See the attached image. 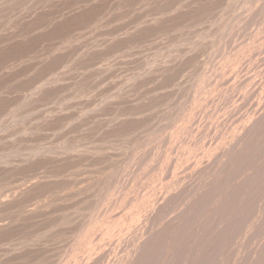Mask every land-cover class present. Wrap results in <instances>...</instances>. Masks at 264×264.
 Instances as JSON below:
<instances>
[{"label":"rangeland","instance_id":"rangeland-1","mask_svg":"<svg viewBox=\"0 0 264 264\" xmlns=\"http://www.w3.org/2000/svg\"><path fill=\"white\" fill-rule=\"evenodd\" d=\"M262 115L264 0H0V264H264Z\"/></svg>","mask_w":264,"mask_h":264},{"label":"bare ground","instance_id":"bare-ground-1","mask_svg":"<svg viewBox=\"0 0 264 264\" xmlns=\"http://www.w3.org/2000/svg\"><path fill=\"white\" fill-rule=\"evenodd\" d=\"M224 28H225V27H224ZM235 47H236V46H235ZM235 65H236V64H235ZM15 109H16V108H15ZM239 112H240V111H239ZM236 115H237V114H236ZM262 116H264V115H262ZM234 117H235V116H234ZM13 119H14V118H13ZM221 119H222V118H221ZM262 121H264V120H262ZM255 122H256V121H255ZM261 124H262V123H261ZM256 125H257V124H255V126H256ZM252 126H253V125H252ZM257 126H258V125H257ZM252 128H253V127H252ZM253 129H254V128H253ZM247 131H248V130H247ZM249 131H250V130H249ZM262 133H264V132H262ZM185 134H186V133H185ZM256 134H258V133H256ZM244 135H245V134H244ZM251 137H252V136H251ZM241 138H242V137H241ZM242 140H243V139H242ZM250 141H251V140H250ZM239 142H240V141H239ZM260 143H261V142H260ZM242 145H243V144H242ZM259 145H261V144H259ZM243 146H244V145H243ZM247 146H248V145H247ZM185 147H186V146H185ZM233 147H235V146H233ZM252 147H253V146H252ZM240 148H241V147H240ZM243 148H244V147H243ZM250 148H251V147H250ZM241 149H242V148H241ZM246 149H247V148H246ZM251 149H253V148H251ZM239 150H240V149H239ZM248 150H249V148H248ZM236 151H237V150H236ZM249 152H250V151H249ZM241 153H242V152H241ZM245 154H246V153H245ZM228 155H229V154H228ZM233 156H234V155H233ZM247 157H248V156H247ZM259 157H260V156H259ZM236 159H237V158H236ZM239 159H240V158H239ZM229 160H230V159H229ZM229 160H228V161H229ZM234 160H235V159H234ZM241 161H242V160H241ZM236 163H237V162H236ZM240 163H241V162H240ZM207 165H208V164H207ZM227 165H228V164H227ZM229 165H230V164H229ZM229 165H228V166H229ZM223 166H225V164H224ZM231 169H232V167H231ZM258 170H259V169H258ZM222 171H223V170H222ZM261 171H262V170H261ZM202 172H203V171H202ZM223 174H224V172H223ZM228 174H229V173H228ZM228 174H227V175H228ZM230 174H231V173H230ZM230 174H229V175H230ZM185 175H186V174H185ZM203 175H204V174H203ZM226 177L228 178V176H226ZM185 179H186V178H185ZM195 180H196V179H195ZM217 180H218V179H217ZM183 182H184V181H183ZM221 183H222V182H221ZM223 183H224V182H223ZM200 184H201V183H200ZM216 184H217V183H216ZM195 185H196V184H195ZM186 186H187V185H186ZM234 186H235V185H234ZM198 187H199V186H198ZM209 187H210V186H209ZM218 187H219V186H218ZM232 187H233V186H232ZM241 187H242V186H241ZM180 188H181V187H180ZM216 188H217V187H216ZM236 188H237V187H236ZM243 188H244V187H243ZM210 189H211V188H210ZM219 189H221V188H219ZM230 189H231V187H230ZM241 189H242V188H241ZM247 189H248V188H247ZM204 191H205V190H204ZM209 191H210V190H209ZM200 193H203V192H200ZM200 193H199V195H200ZM211 193L213 194V192H211ZM214 193H215V192H214ZM178 194H179V193H178ZM218 194H219V193H218ZM201 195H202V194H201ZM204 195H205V193H204ZM204 195H203V196H204ZM214 195H215V194H214ZM221 195H222V194H221ZM248 195H249V194H248ZM208 196H209V195H208ZM226 196H227V195H226ZM229 196H230V195H229ZM235 196H236V195H235ZM198 197H199V196H198ZM201 197H202V196H201ZM206 197H207V196H206ZM215 197H216V196H215ZM219 197H220V196H219ZM202 198H203V197H202ZM207 198H208V197H207ZM220 198H221V197H220ZM222 199H224V198H222ZM199 200H200V199H199ZM202 200H204V199H202ZM210 200H211V199H210ZM230 201H231V200H230ZM224 202H225V201H224ZM167 203H168V202H167ZM169 203H170V202H169ZM192 203H193V202H192ZM204 203H205V202H204ZM194 204H195V203H194ZM219 204H220V203H219ZM164 205H166V204H164ZM164 205H161V207L164 206ZM205 205H206V204H205ZM221 205H222V204H221ZM223 206H224V205H223ZM158 207H159V206H158ZM164 207H165V206H164ZM166 207H167V206H166ZM216 207H217V206H216ZM216 207H215V208H216ZM225 208H226V207H225ZM159 209H160V208H159ZM164 209H165V208H164ZM164 209H163V210H164ZM192 209H193V208H192ZM218 209H219V208H218ZM182 210H183V209H182ZM219 210H220V209H219ZM224 210H225V209H224ZM160 211H161V210H160ZM216 211H217V209H216ZM218 212H219V211H218ZM160 213H161V212H160ZM160 213L158 212V214H160ZM168 213H169V212H168ZM182 213H183V212H182ZM214 213H215V212H214ZM156 214H157V213H156ZM156 214H155V215H156ZM164 214H165V213H164ZM187 214H188V213H187ZM187 214H186V215H187ZM198 214H199V213H198ZM161 215H163V214H161ZM212 215H213V213H212ZM157 216H158V215H157ZM157 216H156V217H157ZM181 216H182V215H181ZM181 216H180V217H181ZM189 216H190V214H189ZM196 216H197V215H196ZM215 216H216V215H215ZM221 216H222V215H221ZM143 217H144V216H143ZM182 217H183V216H182ZM182 217H181V219H183ZM224 217H225V216H224ZM224 217H223V218H224ZM178 218H179V217H178ZM184 218H186V217L184 216ZM193 218H194V217H193ZM132 219H133V218H132ZM163 219H164V218H163ZM183 220H185V219H183ZM191 220H192V218H191ZM222 220H223V219H222ZM222 220H220V221H222ZM193 221H194V219H193ZM218 221H219V220H218ZM175 222H177V221H175ZM181 222H182V221H181ZM186 222H187V221H186ZM228 222H229V221H228ZM187 223H188V222H187ZM109 224H110V223H109ZM178 224H179V223H178ZM178 224H176V225H178ZM209 224H210V223H209ZM166 225H171V224H166ZM219 225H220V224H219ZM224 225H225V224H224ZM172 226H173V225H172ZM174 226H175V225H174ZM222 226H223V225H222ZM170 227H171V226H170ZM187 227H188V226H187ZM168 228H169V227H168ZM175 228H176V226H175ZM178 228H179V225H178ZM181 228H182V227H181ZM215 228H216V227H215ZM223 228H225V227H223ZM145 229H146V228H145ZM172 229H173V227L171 228V230H172ZM188 229H189V227L187 228V231H189ZM191 229H192V228H191ZM160 230H161V229H160ZM160 230H159V231H160ZM165 230H166V227H165ZM167 230H168V229H167ZM174 230H175V229H173V231H174ZM195 230H198V229H195ZM203 230H204V229H203ZM203 230H202V232H203ZM222 230H223V229H222ZM130 231H131V230H130ZM151 231H152V230H151ZM163 231H164V230H163ZM176 231H177V229H176ZM208 231H209V230H208ZM211 231H212V230H211ZM167 232H168V231H167ZM171 232H172V231H171ZM185 232H186V231H185ZM191 232H193V231H191ZM214 232H215V231H214ZM223 232H224V231H223ZM110 233H111V232H110ZM156 233H157V232H156ZM174 233H175V232H174ZM179 233H180V232H179ZM193 233H194V232H193ZM204 233H205V232H204ZM210 233H211V232H210ZM221 233H222V232H221ZM163 234H165V232H164ZM169 234H170V233H169ZM169 234H168V235H169ZM177 234H178V233H177ZM180 234H181V233H180ZM218 234H219V233H218ZM218 234H217V235H218ZM223 234H224V233H223ZM182 235H183V234H182ZM182 235H181V236H182ZM184 235H185V234H184ZM187 235H188V234H187ZM207 235H208V234H207ZM207 235H206V236H207ZM219 235H220V234H219ZM141 236H142V235H141ZM159 236H160V234H159ZM173 236H174V234H173ZM213 236H214V235H213ZM143 237H144V236H143ZM155 237H156V236H155ZM163 237H165V236H163ZM152 238H153V237H152ZM170 238H171V236H170ZM150 239H151V237H150ZM161 239H162V238H161ZM176 239H177V237H176ZM154 240H155V239H153L152 241H154ZM171 240H173V239L171 238ZM178 240H179V241H182V240H180V237H179ZM178 240H177V241H178ZM208 240H209V239H208ZM158 241H159V240H158ZM161 241H162V240H161ZM173 241H175V238H174ZM179 241H178V242H179ZM199 241H200V239H199ZM142 242H143V241H142ZM145 242H147V241H145ZM155 242H156V241H155ZM155 242H154V243H155ZM164 242H165V241H164ZM164 242H163V243H164ZM168 242H169V241H168ZM175 242H176V241H175ZM101 243H102V242H101ZM154 243H152V244L154 245ZM165 243H166V242H165ZM172 243H173V242H172ZM176 243H177V242H176ZM197 243H198V242H197ZM200 243H201V242H200ZM259 243H260V242H259ZM148 244H149V243H148ZM190 244H191V243H190ZM141 245H142V244H141ZM145 245H146V244H145ZM165 245H166V244H165ZM179 245H180V244H179ZM204 245H205V244H204ZM204 245H202V246H204ZM142 246H143V245H142ZM142 246H141V247H142ZM155 246H156V245H155ZM167 246H168V245H167ZM167 246H166V247H167ZM172 246H173V245H172ZM174 246H175V245H174ZM174 246H173V247H174ZM181 246H182V245H181ZM195 246H196V245H195ZM110 247H111V246H110ZM123 247H124V246H123ZM144 247H145V246H144ZM144 247H142V248L144 249ZM146 247H147V246H146ZM146 247H145V248H146ZM152 247H153V246H152ZM158 247H159V246H158ZM169 247H170V246H169ZM169 247H168V248H169ZM173 247H170V248H173ZM179 248H180V247H179ZM143 249H142V250H143ZM153 249H154V248H153ZM156 249H157V248H156ZM156 249H155V252H154V253H156ZM173 249L175 250V248H173ZM200 249H201V248H200ZM106 250H107V249H106ZM139 250H141V249H139ZM139 250H138V251H139ZM158 250H159V249H158ZM167 250H168V249H167ZM179 250H180V249H179ZM205 250H206V249H205ZM149 251H150V250H149ZM163 251H164V250H163ZM175 251H177V250H175ZM199 251H200V250H199ZM88 252H89V251H88ZM123 252H124V251H123ZM135 252H137V251H135ZM140 252H142V251H140ZM140 252H139V253H140ZM143 252H145V251H143ZM146 252H147V251H146ZM146 252H145V254H147ZM158 252H159V251H158ZM158 252H157V253H158ZM181 252H182V251H181ZM200 252H201V251H200ZM108 253H109V252H108ZM148 253H149V252H148ZM150 253H151V252H150ZM167 253H168V251H167ZM169 253H171V252H169ZM178 253H179V255H180V252H178ZM178 253H177V254H178ZM190 253H191V252H190ZM161 254H162V253H161ZM161 254H159V255H161ZM191 254H192V253H191ZM191 254H190V255H191ZM193 254L195 255L196 253L193 251ZM136 255H137V254H136ZM143 255H144V254H143ZM154 255H155V254H154ZM154 255H153V256H154ZM181 255H182V254H181ZM197 255H199V254H197ZM197 255H195V256H197ZM99 256H100V255H99ZM132 256H133V255H132ZM137 256H139V255H137ZM153 256H152V257H153ZM166 256L168 257V255H166ZM106 257H107V256H106ZM106 257H105V258H106ZM150 257H151V256H150ZM152 257H151V258H152ZM156 257H157V255H156ZM170 257H171V256H170ZM174 257H175V256H174ZM174 257H173V255H172V258H174ZM176 257H177V256H176ZM203 257H204V256H203ZM98 258H99V257H98ZM98 258L96 257V259H98ZM132 258H133V257H132ZM139 258H140V257H139ZM160 258H161V257H160ZM172 258L170 259L171 261H172ZM198 258H199V257H198ZM204 258H206V257H204ZM144 259H145V258H144ZM152 259H154V258H152ZM161 259H163V258H161ZM161 259H159V260H161ZM98 260H99V259H98ZM106 260H107V259H106ZM106 260H105V261H106ZM163 260H164V259H163ZM168 260H169V259H166L165 261L168 262ZM194 260H195V259H194ZM132 261H134V260H132ZM152 261H153V260H152ZM157 261H158V260H157ZM165 261H163V262L165 263ZM173 261H174V260H173ZM195 261H196V260H195ZM197 261H198V260H197ZM94 262H95V261H94ZM134 262H135V261H134ZM134 262H133V263H134ZM143 262H144V261H143ZM158 262H159V261H158ZM163 262H162V263H163ZM201 262H202V261H201ZM95 263L97 264V261H96ZM140 263H141V262H140ZM162 263H159V264H162ZM170 263H171V262H170ZM170 263H169V264H170ZM192 263H193V262H192ZM89 264H90V263H89ZM92 264H93V263H92ZM102 264H103V263H102ZM104 264H105V263H104ZM138 264H139V263H138ZM154 264H155V262H154ZM194 264H195V263H194Z\"/></svg>","mask_w":264,"mask_h":264}]
</instances>
